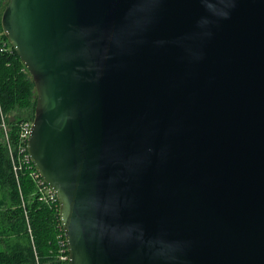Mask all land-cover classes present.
Returning a JSON list of instances; mask_svg holds the SVG:
<instances>
[{"label":"water","instance_id":"1","mask_svg":"<svg viewBox=\"0 0 264 264\" xmlns=\"http://www.w3.org/2000/svg\"><path fill=\"white\" fill-rule=\"evenodd\" d=\"M6 5L69 264H264V0Z\"/></svg>","mask_w":264,"mask_h":264},{"label":"trees","instance_id":"2","mask_svg":"<svg viewBox=\"0 0 264 264\" xmlns=\"http://www.w3.org/2000/svg\"><path fill=\"white\" fill-rule=\"evenodd\" d=\"M8 2L0 0V264H64L58 207L40 200L42 195L26 167L19 170L17 179L3 141L6 123L17 146L19 124L34 121L37 105L33 78L3 32L2 15ZM20 113L26 115L13 116Z\"/></svg>","mask_w":264,"mask_h":264},{"label":"built area","instance_id":"3","mask_svg":"<svg viewBox=\"0 0 264 264\" xmlns=\"http://www.w3.org/2000/svg\"><path fill=\"white\" fill-rule=\"evenodd\" d=\"M34 121H29L21 124L18 128L17 133V146L14 147V144L11 140V134L9 128L6 126L5 123H3V132L5 133V142L7 143V146L9 148V153L11 154V158L13 161L14 171L16 173V177L18 179V172L20 169L26 167L27 171H29L30 176L32 179L36 182L38 186V191L41 193L42 197H40V200L50 203V204H56L58 207L59 213H60V207L58 204L57 196L54 193V191L46 184V182L43 180L41 175L38 173V171L35 169L31 157L28 152V142L31 135L32 127ZM15 151V152H14ZM17 152V155H16ZM14 153V154H13ZM59 229V235H58V241L60 246V259L64 264H69V252L67 248V241L65 238V232L62 227V224L60 222V225L58 226Z\"/></svg>","mask_w":264,"mask_h":264},{"label":"rangeland","instance_id":"4","mask_svg":"<svg viewBox=\"0 0 264 264\" xmlns=\"http://www.w3.org/2000/svg\"><path fill=\"white\" fill-rule=\"evenodd\" d=\"M26 114H23V113H20L19 115H17V114H14L13 116H15V117H17V116H25ZM12 116V117H13ZM29 121H33V120H25V121H23V122H21L20 124H19V126L21 125V124H23V123H25V122H29ZM6 124V123H5ZM6 126H7V124H6ZM8 127V126H7ZM9 128V127H8ZM9 130H10V128H9ZM10 132V131H9ZM18 133V132H17ZM10 134H11V132H10ZM3 141H5V133L3 134ZM16 142H17V140H16ZM17 144V143H16ZM15 152V151H14ZM11 153V152H10ZM14 154V153H13ZM11 155V154H10ZM31 177V176H30Z\"/></svg>","mask_w":264,"mask_h":264}]
</instances>
